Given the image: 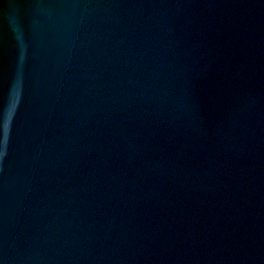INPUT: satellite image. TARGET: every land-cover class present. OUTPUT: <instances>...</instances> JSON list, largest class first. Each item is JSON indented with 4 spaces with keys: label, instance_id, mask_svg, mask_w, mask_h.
Returning <instances> with one entry per match:
<instances>
[{
    "label": "water",
    "instance_id": "95a60500",
    "mask_svg": "<svg viewBox=\"0 0 264 264\" xmlns=\"http://www.w3.org/2000/svg\"><path fill=\"white\" fill-rule=\"evenodd\" d=\"M0 264H264V0H0Z\"/></svg>",
    "mask_w": 264,
    "mask_h": 264
}]
</instances>
